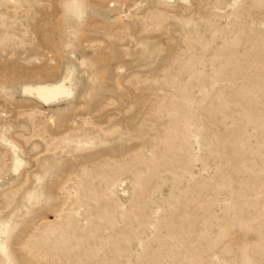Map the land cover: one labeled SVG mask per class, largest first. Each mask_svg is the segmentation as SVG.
<instances>
[{"label":"rangeland","instance_id":"374dc122","mask_svg":"<svg viewBox=\"0 0 264 264\" xmlns=\"http://www.w3.org/2000/svg\"><path fill=\"white\" fill-rule=\"evenodd\" d=\"M0 264H264V0H0Z\"/></svg>","mask_w":264,"mask_h":264},{"label":"bare ground","instance_id":"6f19581e","mask_svg":"<svg viewBox=\"0 0 264 264\" xmlns=\"http://www.w3.org/2000/svg\"><path fill=\"white\" fill-rule=\"evenodd\" d=\"M75 84L72 73L52 82H38L23 87V95L34 99L44 106L60 104L74 95Z\"/></svg>","mask_w":264,"mask_h":264}]
</instances>
